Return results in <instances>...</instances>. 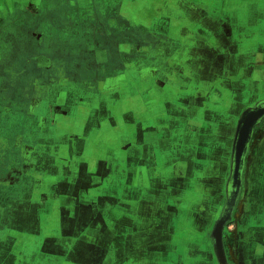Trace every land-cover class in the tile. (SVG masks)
Segmentation results:
<instances>
[{"label":"crops","instance_id":"1","mask_svg":"<svg viewBox=\"0 0 264 264\" xmlns=\"http://www.w3.org/2000/svg\"><path fill=\"white\" fill-rule=\"evenodd\" d=\"M71 1L76 2L75 0H69L68 3ZM208 1L203 0L202 2L207 4L202 6L210 12L211 9L208 3H211L212 0ZM183 3L191 7L192 11H181ZM155 4L154 17L160 14V16L166 18L168 10L162 8L164 2L157 3L156 1ZM65 5H67V2ZM128 6L129 4H127V8ZM169 7L173 11L187 15H184V19L180 22L172 21L174 22L173 26L169 27L173 33L172 36L176 33L181 36L180 44H187L184 49L188 47V43L195 47L188 48L189 60L178 64V67L181 66L180 70L168 75L167 82L169 86L167 88H164V85L161 87L162 90L156 87L158 89L156 92L154 89L155 78L152 79L154 76L141 77L138 78L137 82L140 86L142 85L141 92L135 97L131 96L130 86L128 85L132 80V78H129L130 76L128 77L129 80L124 74L112 75L110 69L108 71L109 66L106 67L104 65L103 67L99 65L97 66L98 75L95 76L97 78H94V80L93 78L90 80L86 79L89 84H95V89L92 93L86 94L88 101L78 104L79 107L81 106L79 111L77 110L71 116L63 115L57 105L64 103L66 97L58 96L53 113H49L53 123L51 121L49 123L47 120L46 124L44 123L41 126V129L49 131L47 135L41 139L36 135L27 134L28 130H25V135L17 141V148H20L19 151L21 153H24L22 158L26 161V168L24 173L21 176H17L14 181L15 184L17 183L16 186H18L15 191L12 188H6V181L1 179V227L6 228L13 221L24 225L37 221V227L41 228V232L25 236H19V233L9 235H15L16 242L13 244L14 246H8L9 250H12L11 254L13 252L15 254V264H66L61 256L54 255L51 257L47 253L43 254V250H39L47 242V237L56 239L57 243L64 244L68 250H73L74 245L78 241H85L89 244L104 247L108 250L107 260L113 258L125 259L128 256V259L120 264H127L129 259L133 257L146 260L142 256L143 253L139 254L141 250L136 251V248L143 246V242L161 243V240H154L157 236L163 235L162 217L157 213L161 207V201L165 200L161 194H172V191L173 194H181L176 195L181 196V203L177 205L178 208L182 204L187 203L189 201L190 188L193 186L197 188L190 179L192 178L194 164L207 162V158L198 157L196 159V150L191 153L193 148L199 147L198 142L192 145L191 149L187 145V147L179 151L177 144H172L173 135L178 133L185 140H188L187 130L198 135L196 140L202 138L199 135L203 137L211 135L208 126L202 131L203 122L200 121H202L203 111L220 109V106H215V104L219 105L221 98L226 103V92L219 84L226 81L223 70H220L216 75H210V72L207 71H209L208 68L211 64L208 58H204V55L211 51L218 52L219 58L215 59V63L218 68H223L226 62L223 63L221 60L224 54L221 51H233V57L236 58L238 56L236 51L241 52L242 50V42L248 44V49L254 53L251 55L248 64L244 63L242 65L241 59H238L234 64L236 69L234 70L233 82L239 83V86H234V92L241 98L244 97L242 96L243 91L246 92L247 89L242 87L243 77L239 74L238 67L241 73L242 66L249 65L251 67L249 93L251 95L255 94L254 96L256 97H259V93H264V80L258 79L257 70L260 68L259 70L264 71V40H262L263 37L259 38L264 35V30L253 29V26L258 24L257 20H251L249 22L250 30L245 31L246 29L244 28H247V26H242V24L238 27L236 23L232 22L233 27H227L223 19L224 11L222 12L220 8L218 12L208 14L204 8L196 7L195 4L185 0H176V3L169 4ZM202 12H205L207 16H204ZM230 14L233 15V12ZM173 19L175 20V18ZM200 24L204 26L207 33L200 34L197 32L196 27ZM233 30L234 33L237 30L238 32L237 35L235 34L237 37L232 40ZM122 45L124 48H128V45L130 46L131 44L128 41H123ZM133 45L134 50L141 51L147 50L148 44L139 42L133 43ZM175 58L176 56L173 59ZM120 67L126 68L128 74L130 68L134 69L133 65L127 64L126 60L121 63ZM135 71L132 72L135 73ZM136 75L139 76V74ZM69 79L65 80L67 82H76L78 80ZM67 82H60V84L65 86ZM244 82L247 81L244 80ZM203 83L214 84L211 90L214 99L206 100L207 96L203 94L200 86ZM152 90L155 92L152 98L145 99L142 96V92H150ZM114 94L117 95V99H115ZM185 94L191 95L197 102V105L193 106L198 113V116L195 117L200 121H197L198 123L187 122V124L184 123L186 124L185 126L180 127L178 125L179 121L175 120L173 123L178 126L179 130H173V127L168 128V126L163 128L165 125L164 119H162L165 118L164 105L166 102L172 104L179 102V96ZM229 97L235 98L231 95ZM156 104L163 107L162 114L164 117L162 114L158 116L159 119H154L152 127L145 128L147 131L144 130L141 133L140 128L144 122L140 119L139 114L142 112L147 114L149 107L153 108ZM105 107L109 110L112 120L107 117L104 121H99L96 123L98 128L97 130L95 129L96 134L87 133L89 127L93 124L90 121L92 116L95 115L94 112L101 111ZM132 112L137 113L138 117L136 122L132 123L133 127L131 128L130 125H126L124 116ZM36 114L40 117H45L42 112H36ZM234 130L230 135L232 139H234ZM67 132L76 133L73 139L75 140L73 149L76 154L73 157L67 156L68 151L71 150L70 144L65 143L62 139V136ZM216 132L223 134L225 129L218 125ZM100 133L104 134L108 140H98L101 137ZM4 135L3 133L0 136L2 142L6 138ZM162 137L164 138L163 143L161 141ZM221 138L224 139V136ZM126 139H128V143L123 145L122 142ZM49 142H52V145ZM117 143L118 145H116ZM161 143L164 148H167L166 152L158 150L162 146ZM263 148L264 140L259 150ZM116 150H119L122 155H118ZM129 151H132V153H129ZM231 151L232 149L230 151L228 149L213 151V147H210L209 153L214 155L212 158L214 164L212 169L208 168L210 172L208 171L206 176L202 172L198 174V179L204 178L205 181L198 184L196 193L205 192L208 195V200L214 198L215 195H224V178L227 168L230 170ZM220 156L225 158V162L228 160L227 168L225 162L221 163ZM18 157L20 159V156ZM149 158L153 163L146 165L143 159ZM136 160L139 161V164L133 169L129 166V163ZM255 162L259 166H257V169L254 168V171H256V174L258 173L260 178V173L264 171V158L262 159L257 154ZM205 164H211V161ZM216 177L222 178L221 181L219 180L220 183H218L222 185L221 190H214L213 178ZM146 179L150 185H147ZM74 180L78 184L75 190H73L76 187L74 186L76 185ZM22 181H25L26 185H21ZM59 185L64 186L59 188ZM148 186H151V191L148 190ZM148 194L151 197L147 196ZM117 198L126 199L125 203L122 205L118 204L119 200ZM50 203L52 204L50 205L51 207L49 206ZM167 203L170 202L167 201ZM261 210L264 211V208ZM28 211L32 213L33 219L28 215ZM79 215L86 220V223L80 227L79 235L71 237L72 235L70 236V234L79 222ZM157 219L159 222H157ZM121 222L125 223L116 226V231H114V226ZM127 226L130 231L126 235L123 229ZM135 227L137 228L134 229ZM166 231L168 232V229ZM3 234L4 232L0 234V241L5 240ZM62 235L64 236L63 240L61 242L60 240L57 241ZM123 244L126 249L119 251ZM151 252L156 253L153 250ZM256 254L259 255V253ZM150 256L157 257L158 255L151 254ZM32 257H34V260H31Z\"/></svg>","mask_w":264,"mask_h":264},{"label":"rangeland","instance_id":"2","mask_svg":"<svg viewBox=\"0 0 264 264\" xmlns=\"http://www.w3.org/2000/svg\"><path fill=\"white\" fill-rule=\"evenodd\" d=\"M156 1L157 3L161 1L164 2V6L162 8H166V10H168L166 18L160 16V14L154 17L155 15L154 13L156 10V7L154 5ZM185 1L195 4L196 7L197 6L202 7L204 8V10L205 7H203L202 5L207 4L202 2L203 0H185ZM108 2H109L108 4H103L101 3L100 0L98 1L94 0L93 2L95 5L94 12L90 11L88 13H84L82 11L85 8V4L79 2L76 3L72 1L70 3L67 2V5H65L63 11L61 13L59 12V14L57 15L55 14V16L58 17H54V15L50 16L48 22L49 29L43 28L37 30L36 32L37 34H41L43 38L42 40L48 42L45 43V50L48 51L50 50L49 56L52 57V59H55L54 57L58 55V53L56 54L54 53L55 50L57 49L63 50L62 57H66L67 59L66 61L69 65V67H67V70H69V72L66 71L67 72L66 76L67 75L70 76L71 79L73 78L78 79L76 80V82H68L65 85L69 91V96L68 94L67 96L73 99L72 102H74L75 105L89 100L84 91L85 89H90L91 86L94 87L95 84H89V82L86 81V79L90 80L93 76L98 75L97 68H95L96 67L95 65L101 64L104 67L103 61L100 60V52H101L100 48L105 46L107 42L113 53L112 54L113 59L110 64L105 66L106 67L109 66L108 71L110 69V73L112 75L124 74L126 75L127 78L129 76H130L129 78H132L131 82H129L128 85L130 86L129 87L130 94L131 96L134 97L141 92L140 89H142V85L140 86V84L137 83L139 80L138 78L141 77L143 78V77L154 76L152 77V79L155 78L154 89L156 90V92L158 91V89L162 90L161 87L163 85L164 88H167L169 86L167 82L168 75L172 73H176L177 71L180 70L181 66L178 67V64L189 60L188 48L195 47L194 45L188 43V47L184 49V46H187V44L186 45L180 44L181 36L178 35L177 33L174 36H172L173 33L169 29V27L173 26L174 22L172 21L180 22L182 19H184L185 16H187L186 14L178 13L177 11H173L170 9L169 4H173L174 2L176 3V0H113V1L108 0ZM127 4H129L128 8H127ZM187 6H188L187 4L183 3L181 11H186V10L192 11V8ZM208 6L211 9L210 12L205 10L208 14L209 13L213 14L215 12H218L219 8L222 9V12L224 11L223 19L227 27L231 26L232 28L233 23H236L238 27L242 24V26L244 25L247 26V28L244 29H246L245 31H248L250 30L249 22L251 20H257L258 24L256 26H253V29L259 31L264 30V0H212L211 3H208ZM231 12H233V15L234 13H236V15L234 16L231 15L230 14ZM202 13L204 14V16H207L205 12ZM172 18H175V20L174 19L172 20ZM196 30L200 34L207 33L202 24L198 25L196 27ZM238 30L235 33L233 30L231 36L232 40L235 37H237L236 35ZM20 35H21L20 38L21 40H25V39L27 40L28 34L23 33ZM262 37L264 38V35L259 38ZM263 38L262 40H264ZM52 39L58 42L59 44L52 43L54 42L52 41ZM123 41H128L131 45L130 46L128 45V48H124V46L122 45ZM139 42L142 44L147 43L148 44L147 50H141V51L134 50L133 43H139ZM241 46H242L241 52L236 51L238 55L236 58L233 57L232 54L233 51H229V50L221 51L225 55L223 54L222 59L221 57L220 59L222 60L223 63L226 62L225 67L223 68H218L217 64L215 63L216 62L215 59L219 55L218 52L211 51V52H207L204 55V58H208L209 63L211 64V66L208 68L209 71H207L210 72V75H216L220 70H223V74L225 75L226 81L220 82L219 84L224 88L226 92V98H225L226 103L221 98L219 105L215 104V106H220L219 107L220 109L203 111L202 121H200L196 118L198 116V113L196 112V109L193 106V105H197V102H195V100L193 99L194 97H192L189 94L179 96V102L177 101V103L172 104L166 102V104L164 105L165 118L162 119H164L165 125L163 126V128H166V126H168V128L173 127V130L174 129L179 130V128H177L178 126H176V124L173 123L175 120L179 121L178 125L180 127L185 126L187 122L189 123V122L200 121L203 122L202 131H204L207 126L210 128L211 135L204 137L202 135L201 136L199 135V137L202 138H199L198 140H196V136L198 135L196 133L195 134L191 133L189 130H187L188 140H185L184 137L183 138L180 137L177 133L176 135H173L174 140L172 141V144H177V146L179 147L178 150L181 151L182 149H184V147H187V145L191 149L192 145L198 142L197 144L199 145V147H197L196 149L193 148L191 153L195 152L196 150L195 152L196 159L198 157L207 158L206 160L207 162L205 163H210L211 161V164L206 165L204 162L203 163L197 162L194 164L192 178L190 179L193 182V184L196 185L197 188H194V186L190 188L189 201L187 203L182 204V206H180L179 208L177 207V205L181 203L180 200L181 196H176V195H181V194L178 193L173 194V191L172 194L170 193L161 194L163 199L165 198L167 199L161 201L162 206L159 208L158 210L159 212H157L159 215H161L160 217H162L161 222L163 225V229H162L163 235H159V237L157 236L154 239V240H161V243L155 242L156 243L155 244V243L143 242L142 244L143 246H141L140 248H136V251L141 250L139 254L143 253L142 256L146 260L133 257L129 259V262L127 264H220L219 258L215 253L214 242L213 239L211 238V231L214 226L213 222H215V220H219L220 217L223 216V214L225 213L224 212L225 195H215L214 198L208 200L207 199L208 195L205 192L196 193V191H198V184L202 182L204 183L205 181L204 178L199 180L198 174L202 172L205 173L204 176H206L208 171L210 172L208 168L212 169V166L214 164L212 160L214 155L209 153L210 147H213V151L219 149L223 151L224 149L226 150L228 149L230 151L232 149V143H233V139L232 137H230V135L234 130V124H236V121L242 114L243 110H245L246 107L254 106L256 103L264 102V93H259V97L254 96L255 94L251 95L249 93V88H250L249 77L251 73V67H249V65L242 66L241 73L238 67V72L243 77L242 87L247 89L246 92L243 91L242 96L244 97L241 98L237 93L234 92L235 90L234 86H239V83L233 82L234 70L236 69L234 67V64L237 62L238 59H241L242 65L244 63L248 64L250 62L249 59L251 55L254 53L250 51V49H248V44L242 42ZM118 51H124L125 58H127L126 60H128L127 64H132L134 67V69L130 68L129 74L126 68L120 67L121 66L120 61L122 58H120L121 55L119 54ZM116 56H119L120 61ZM175 56L176 58L173 59ZM83 58H87L86 63L91 66V67L88 66V69L86 70L84 69L85 68L84 65L86 64L81 62V59ZM132 58H134L133 59L134 61L132 60ZM75 63L77 65L76 68H75ZM74 68L79 69L80 72L82 73L83 78H80L81 81H79L80 79L77 76H75L73 72ZM90 68L92 69L94 68L95 71H91ZM259 69H257L258 79L264 80V73H263L264 71L262 72ZM132 71L133 72L135 71V73H133ZM69 73L71 75H69ZM77 73L79 74V72ZM136 74H139V76H137ZM86 75H88V78H85ZM244 80L247 82H244ZM213 85H214L213 83H203L202 85H200L201 89L203 90V94L207 96L206 100L214 99L211 93ZM80 89L84 90L81 91L83 93L79 92ZM154 94L155 92L153 90L150 92H142V96L145 99L152 98ZM114 95H115V99H117V95L116 94ZM230 95L235 98H230L229 97ZM57 107H59L58 108L59 111L62 112L63 115L65 116H71L73 115L74 112L76 113V111H74L75 109L72 108L68 103H60L57 105ZM154 107H153L154 108L153 111H152L153 108L149 107V109L147 110L148 111L147 114L146 112H142L141 114H139V116L141 117L140 119H142L144 122L140 128L141 133L144 130H146L145 128L152 127V124L154 123V119H159L158 116H160L163 113V107L161 105L156 104ZM94 114L95 115L92 116V119L90 121L93 124L91 125V127H89V130L87 131V133L89 134L90 133L96 134L95 129L96 130L98 129L96 127V123H98L99 121L101 122L104 121L107 117L109 119H111L110 117H112L109 113V110H107V107L103 108L101 111H95ZM137 117H138L137 113L134 112L127 113L124 116L126 125L127 126L130 125V127L132 128L133 127L132 123L136 122ZM218 125H220L223 129H225V132H223V134L216 132ZM48 132L47 130L40 129L37 132L36 136L42 139L45 137V135H47ZM24 133H25L24 130L20 132L18 140H20V138L23 137L22 135H24ZM75 136L76 133L74 132L73 133L67 132L66 134H64V136H62L63 141L65 143L70 144L71 150L68 151L67 154L68 157H73V155L76 154V152L73 149L75 145V140L73 139ZM223 136L224 139L221 138ZM106 138L107 137H105L104 134H101V137H99L98 140L106 141L108 140ZM163 140L164 138L162 137L161 139L162 143ZM21 141L23 142V140ZM127 141L128 139L124 140L122 144L123 145L127 144L128 143ZM49 143L52 145V142ZM0 144H1V151L3 157L7 155L8 152L6 153V151L9 150L10 146L8 145L7 142L4 141ZM116 145H118V143ZM158 150H160L161 152H166L167 148H164L162 145L161 147H159ZM116 152L118 155H122L121 153H119V150H116ZM129 153H132V151H129ZM258 154L263 159L264 148L261 149L258 152ZM143 155H147V154H143ZM216 158H218V156H216ZM7 159L8 158L6 157L4 160ZM220 159H221V163L225 162V158L220 156ZM143 160L145 161L146 165L153 163L150 158ZM227 163L228 160L225 162V164L227 165ZM138 164L139 161L136 160L133 161L132 163H129V166L134 169V167H136ZM62 165L64 168V163ZM257 166L259 165L255 164L254 168L257 169ZM227 167L228 165L226 166V168ZM229 172H230L229 168H227V172L224 178V186H225L224 190H226L225 182L228 178ZM258 172H260V170H258ZM260 174H261L260 176L261 178L259 179V181L257 179L256 181L252 180L250 183H248L247 199L249 200L245 199V202L242 201L240 204H238L239 206L237 209L238 216L236 217L237 213L236 212L234 213L235 223L229 222L227 224L228 226L225 225L226 223L224 224L222 243H224L223 246H225L223 247L225 248L224 251L225 264H237L238 260H240V257L239 256L237 257L235 251H233V248L230 249L234 241L235 242L239 241V238L243 240L251 238V240L255 241V244L249 250L248 257L250 258V260L254 262V264H264V211L261 210L264 208V194H263L264 171ZM256 176L259 175L258 173L256 174V171H254L253 177ZM190 179H188V181H190ZM213 180H214L213 185L215 186L214 190H219V189L221 190L222 185L218 183H220L222 178L216 177L213 178ZM74 182L76 184L74 186L76 187L73 190H75L78 185L76 180H74ZM146 182L147 185H150L147 179ZM16 184L12 186V190L14 191L17 190L18 187L16 186ZM62 186L64 185H59V188H61ZM157 186L159 187V185ZM148 187H149L148 190L151 191L150 189L151 186ZM254 189L255 190L258 189L260 190V192L258 194L252 193ZM260 193H262V196L260 195ZM147 196L151 197L150 194H148ZM117 199L120 201V202L118 201V204L121 205L124 204L126 200L122 198H117ZM167 201H169L170 203L166 204ZM202 207L203 209H201ZM180 208L182 209L184 208V210ZM231 209L232 208L230 207L228 210V214L231 211ZM94 212H96V210H94ZM31 214L32 213L28 211V215H30V218L33 219V215ZM78 217H79L78 219L79 222L76 224V228L70 234V236L72 235L71 237H75L79 235L80 227H82L86 223L85 222L86 220H84L81 217V215H79ZM158 219L160 220V218ZM158 219L157 222H159ZM124 223L121 222L115 225L114 231H116L115 230L117 228L116 226L122 225ZM242 227L245 228V230L247 228V230L250 233V237L245 238L246 231L245 234H242L241 232L240 236H239L240 233H236L237 230L243 231ZM136 228L137 227H135L134 229ZM167 229L168 232L166 231ZM123 231L126 232L127 235V233H129L130 231L129 227L127 226L125 229H123ZM2 232H4L3 237H5V240L0 241V264H15L16 262V259L14 257L15 254L14 252L13 254H11L12 250H9L8 247V246H14L13 244H15L16 242L14 238L15 235L12 236L9 235L14 233H19V236L38 234L39 232H41V228L37 227V221L25 225L13 221L11 225H8L6 228L5 227L2 228L0 222V234ZM169 232L173 234H170ZM63 235H65V233H63ZM63 235L60 237V239H57V241L60 240L61 242L64 237ZM46 240L47 242L45 243V245L41 247L39 250L40 251L43 250L44 251L43 254L47 253L51 257H53L54 255L61 256V258L64 259L65 261L64 263L66 264H120L128 259V256H126L125 259L113 258L111 260H107L106 257L108 250L106 248L99 247L94 244H89L85 241H78L77 244L74 245L73 250H68V248H66L64 244L57 243L56 239H51V237H47ZM257 242H260L262 246L261 247L259 246L258 248ZM257 248L258 251H260L259 255L255 254ZM124 249H126V247L123 244L119 249V251H122ZM152 250L156 253L151 252ZM151 254H156L158 256L157 257L150 256ZM31 260H34V257H32ZM246 261L248 260L244 259V264H251L250 262H246Z\"/></svg>","mask_w":264,"mask_h":264},{"label":"flooded vegetation","instance_id":"3","mask_svg":"<svg viewBox=\"0 0 264 264\" xmlns=\"http://www.w3.org/2000/svg\"><path fill=\"white\" fill-rule=\"evenodd\" d=\"M68 1L69 0H0V136L4 133V136H6L4 142H7L10 146L9 150L6 151V153L8 152L7 155L2 157L0 144V187H2L1 179H3L6 181L5 187L12 188V186L15 185L14 181L17 179V176H21L25 171L26 161L22 158L24 153L19 151L16 144L22 130H28L26 132L27 134L37 135V132L47 120L49 123L50 121L53 123L52 117L50 118L49 113H53L58 96L62 95L64 98L66 97L64 103H68L75 109L74 111H79L81 108V106L79 107L78 104L75 105V103L72 102L73 99L71 97H68V88L60 84V82H67L65 79L70 80V76H66V71L69 72V70H67L69 65L66 61V57H62L63 50H55L54 53H58L59 56L57 55L54 57L55 59H52V57L49 56L50 50H45V43L48 42L42 40L43 38L41 34L36 33L39 29H49L48 22L50 16L54 15V17H58L55 16V14L57 15L59 12L61 13L65 8L64 3ZM75 1L85 4V8L82 10L84 13L90 11L94 12V0ZM100 1L103 4L109 3L108 0ZM154 6L156 7V4ZM23 33L28 34L27 40L20 39V34ZM52 41L54 40L52 39ZM52 43L58 42L54 41ZM106 45L100 48V60L103 61L104 65L110 64L113 59V53L108 42ZM118 52L121 55V61L119 56L116 57L122 63L127 59L125 58V52ZM133 59L134 58H132V60ZM86 61L87 58L81 59V62L86 64L84 65L85 70L88 69V66L91 67ZM99 65L103 66L98 64L95 65V68ZM76 66L75 63V68ZM75 68L73 71L75 76L79 79L83 78L80 70ZM90 70L95 71L94 68H90ZM77 72H79V74ZM69 75L71 74L69 73ZM95 76L92 77L93 80L94 78H97ZM85 78H88V75H86ZM81 91L84 90H79L80 93H83ZM93 91L94 87L91 86L90 89H85L84 92L89 94ZM263 108L264 102L256 103L252 107H246L236 121L234 135L236 133L238 122L241 120L243 113L247 109H250V111L245 117L250 113ZM36 112H42V115L45 114V117H40L37 114L35 115ZM263 130L264 113L253 128L246 152L240 163L239 173L236 174V177L233 176L234 172L232 171L230 162V172L225 182L226 190H224L225 188L223 189L225 195V213L223 212V218L226 222L225 225L229 222L235 223L234 213H237L239 207L238 204L242 201L245 202V199L248 198V183L252 180L256 181L257 179L259 181L261 178H259V176H253L256 163L255 159H257V154L260 151L259 148L262 145V139H264ZM1 142L2 140L0 139V143ZM18 156H20V159ZM6 157L8 159L4 160ZM24 182L25 181H22L20 184H25ZM231 185L233 188H230ZM229 188L231 190H229ZM253 191L252 193L257 194L260 192L258 189H254ZM260 195L262 196V193H260ZM50 205L52 204L50 203L49 206ZM230 207L232 209L228 214ZM237 216L238 213L236 217ZM216 221L217 220H215L213 224H215ZM243 231L237 230L236 233H240V236L241 232L242 234H245L246 231L245 238L250 237L247 228L246 230L243 228ZM253 245L254 241L251 240V238L244 240L239 238V241H234L230 249L233 248V251H235L237 257H240L242 262L241 263L240 260H238L237 264H244V259L248 260L246 262L254 264V262L248 257L249 250ZM259 246H262L260 242H258V248ZM258 248L256 249L255 254L260 252L258 251ZM223 249L225 251V248Z\"/></svg>","mask_w":264,"mask_h":264},{"label":"water","instance_id":"4","mask_svg":"<svg viewBox=\"0 0 264 264\" xmlns=\"http://www.w3.org/2000/svg\"><path fill=\"white\" fill-rule=\"evenodd\" d=\"M249 111L250 109H247L243 113L241 120H239L238 122L236 133L233 139L231 168H232V171L234 172V175H233L234 177H236L237 176L236 174L239 173L240 163L246 152L247 144L250 140L253 128L255 124L257 123V121L259 120V118L263 115L264 108L256 112H252L247 117H245ZM230 188H233V186L231 185ZM230 188L229 190H231ZM225 223L226 222L223 216H221L220 219L216 221L211 231V237L214 242L215 253L217 257L219 258L220 264H225L224 250H223V243H222L223 227Z\"/></svg>","mask_w":264,"mask_h":264}]
</instances>
